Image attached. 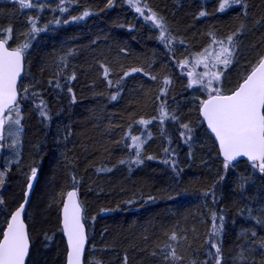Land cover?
Masks as SVG:
<instances>
[{"label": "trees", "instance_id": "1", "mask_svg": "<svg viewBox=\"0 0 264 264\" xmlns=\"http://www.w3.org/2000/svg\"><path fill=\"white\" fill-rule=\"evenodd\" d=\"M224 2H0V39L24 56L0 232L37 170L27 264H65L59 213L70 189L87 231L83 264H264V173L245 161L226 169L198 114L200 99L232 92L264 55V0L221 11ZM229 36L225 67L214 53ZM203 58L220 77L192 99Z\"/></svg>", "mask_w": 264, "mask_h": 264}, {"label": "snow or ice", "instance_id": "2", "mask_svg": "<svg viewBox=\"0 0 264 264\" xmlns=\"http://www.w3.org/2000/svg\"><path fill=\"white\" fill-rule=\"evenodd\" d=\"M19 3L22 7H32V4L25 3V0H19ZM232 3H240V0H232ZM229 6L228 0H225L220 4V10L223 11ZM136 11L141 15L144 14L140 7H137ZM204 14L200 13L201 16ZM87 15L89 13L85 12L84 16ZM76 19H82V17ZM146 19L152 20L157 27H162L155 13ZM219 43L220 48L214 55L218 63L227 67L232 59L230 50L233 43L232 37L227 38L228 46H225L223 41ZM207 51L206 49L205 52ZM22 53L23 49L9 50L3 42H0V116L5 111H11L16 104V82L21 70ZM105 75H107V69H105ZM210 75L212 79H219L218 73ZM209 84H211V80H209ZM213 92L216 94L210 95L207 100L202 102L201 110L208 126L219 140L220 149L225 159L224 167L227 169L229 164L238 157H247L254 169L258 168L261 173H264V57H261L257 64L252 66L250 73L232 94L224 95L220 93L219 89H213ZM116 98V96H112L113 100ZM3 123L4 120L0 119V126ZM15 123H19V120ZM184 127L187 128V125ZM133 139L136 138L133 137ZM35 176L36 170L33 169L32 177ZM29 188H31V184H29ZM68 196L71 200L75 193L70 192ZM2 203L3 201L0 200V204ZM23 210L24 205L21 204L11 215V222L7 224L6 230L0 232V264H25L29 241L25 225L21 220ZM79 213V206L74 202L71 207L65 204L64 230L67 233L71 249L68 254V264H79L84 246V228ZM171 239H176L175 234ZM217 252H219L218 248Z\"/></svg>", "mask_w": 264, "mask_h": 264}, {"label": "water", "instance_id": "3", "mask_svg": "<svg viewBox=\"0 0 264 264\" xmlns=\"http://www.w3.org/2000/svg\"><path fill=\"white\" fill-rule=\"evenodd\" d=\"M3 1L4 0H0V2H3ZM0 42H3L5 44V47H7L9 50H15V49L9 48L7 46V44L5 43V41H3L2 39H0ZM262 57H264V55ZM23 76H24V56L22 54L21 70H20L19 76L17 77V82H16V89H17V101H16V104H17V102L19 100L18 85L21 82V80L23 79ZM243 80L239 83V85L243 82ZM239 85L232 92L226 93L224 95L232 94L234 91H236L238 89ZM212 95H215V94H212ZM208 98H209V96L206 97L203 101L207 100ZM202 102H201V104L199 106V109H198L199 117H200V119L202 121V124H203L204 128L206 129V131L212 137L213 141L216 144V147H217V150H218V154H219L220 160L223 161V162H225L223 153H222V151L220 149L219 140L217 139L215 133L212 132L211 128L208 126L207 120L202 115V110H201ZM7 112L8 111H5L4 114L2 116H0V119H2ZM3 134H4V123H3L2 126H0V139L2 138ZM240 161H245V162H248V163L251 164V162L248 161L247 157H238L235 161L231 162L230 164L231 165H235V164H237ZM37 180H38V171L36 170V176L34 178L32 177V174L28 177V180H27V183H26V187H25V191H24V194H23V200L19 204V206H17L13 210V212L10 214V216H9V218L7 220V223H6V225H5L4 229H3V231L6 230L7 224L11 222V219H10L11 218V215L15 213V211L20 207L21 204H23L24 205V210H23V212L21 214V220L23 221V223L25 225V231H26V234H27V237H28V241H29V249H28V254L25 257V264L28 263L30 249H31V243H30V239H29L28 227H27V224H26V221H25V217H26V213L28 211V207H29V204H30L31 196H32V193H33V191L35 189ZM29 184H31V188H29ZM70 192H74L75 193V196L71 200L69 199V196H68V193H70ZM73 202L76 205L79 206V210H80V213H79L80 214V221L83 224V228H84V246H83V250H82V253H81V256H80V261H79V264H83L84 254H85V251H86V248H87V245H88V238H87V231H86L85 225L83 223V210H82V207H81V205L79 203L78 196H77V191L75 189H70L65 194L64 199H63L62 204H61L60 213H59L60 229H61V232H62V238L64 240L65 247H66L65 264H68V254H69V252H70L71 249H70V245L68 243L67 233L64 230V206H65V204H68L71 207V204Z\"/></svg>", "mask_w": 264, "mask_h": 264}, {"label": "rangeland", "instance_id": "4", "mask_svg": "<svg viewBox=\"0 0 264 264\" xmlns=\"http://www.w3.org/2000/svg\"><path fill=\"white\" fill-rule=\"evenodd\" d=\"M8 1L9 2L12 1V4H19V0H8ZM41 1H46V0H41ZM18 38L24 39L25 36L20 35L18 36ZM5 42L8 45V42L7 41ZM205 62H206V59L204 58L201 59L199 63L197 64L198 68H200L199 72L194 70L193 75L190 74V80L193 86L192 87L193 88L192 99H194V96L199 97L198 99H200L202 96L201 92L203 93V91H201L202 89L200 90V88L202 87L201 85L203 83L209 82V80L212 79L211 75H207L206 70H204ZM199 66H204V67H199ZM211 72L214 73V71H211ZM186 73H189V70H186ZM219 77H220V74H219ZM212 80H216V79H212ZM211 82L213 83V81ZM204 98L200 99L201 102L204 100ZM3 120H4V134H3V137L0 139V175L1 173H3L2 170L5 167L8 168L12 164V162L15 161V158L12 156V153H9V152L12 150L13 153L16 152L17 154L19 147H20L21 130H22L21 129L20 107L19 106L14 107L11 111H9L3 117ZM17 120H19V123H15V121ZM187 134L188 132L185 134L184 137H188ZM57 237H56V243L60 244V241L58 240L59 238Z\"/></svg>", "mask_w": 264, "mask_h": 264}, {"label": "flooded vegetation", "instance_id": "5", "mask_svg": "<svg viewBox=\"0 0 264 264\" xmlns=\"http://www.w3.org/2000/svg\"><path fill=\"white\" fill-rule=\"evenodd\" d=\"M27 213H28V211H27ZM27 213H26V215H27Z\"/></svg>", "mask_w": 264, "mask_h": 264}]
</instances>
